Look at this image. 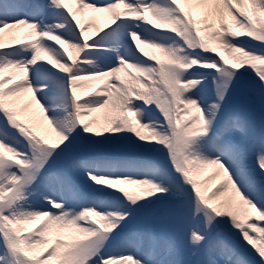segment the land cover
Here are the masks:
<instances>
[{
	"label": "snow or ice",
	"instance_id": "6c2138e0",
	"mask_svg": "<svg viewBox=\"0 0 264 264\" xmlns=\"http://www.w3.org/2000/svg\"><path fill=\"white\" fill-rule=\"evenodd\" d=\"M0 264H264V0H0Z\"/></svg>",
	"mask_w": 264,
	"mask_h": 264
},
{
	"label": "rangeland",
	"instance_id": "374dc122",
	"mask_svg": "<svg viewBox=\"0 0 264 264\" xmlns=\"http://www.w3.org/2000/svg\"><path fill=\"white\" fill-rule=\"evenodd\" d=\"M209 183H210V185H211V184L215 183V180H212V181H210Z\"/></svg>",
	"mask_w": 264,
	"mask_h": 264
}]
</instances>
